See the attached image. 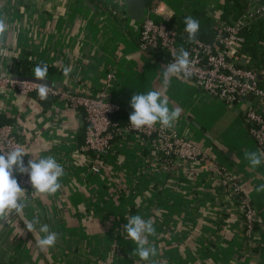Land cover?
Wrapping results in <instances>:
<instances>
[{
    "label": "crops",
    "instance_id": "crops-1",
    "mask_svg": "<svg viewBox=\"0 0 264 264\" xmlns=\"http://www.w3.org/2000/svg\"><path fill=\"white\" fill-rule=\"evenodd\" d=\"M251 1V0H250ZM225 0H147L159 20L200 11L220 22ZM257 2H250L255 8ZM155 7V8H154ZM154 8V9H152ZM125 0H0V72L9 68L47 78L79 96L118 104L113 120L120 131L109 154L97 158L82 148L87 121L68 100L0 90V123L13 124L28 159L54 156L64 168L55 194L24 189L26 207L0 226V261L6 264H264V163L253 168L246 152H264L245 121L250 101L228 104L183 75L163 80L167 57L139 48L141 20ZM144 15V16H145ZM29 61L23 72L22 60ZM71 67L65 77L63 69ZM112 74V78L109 77ZM159 89L169 107L182 109L172 131L196 143L203 160L165 158L146 135L127 131L134 93ZM159 124V123H157ZM99 166V171L93 169ZM218 169L237 180L257 209L255 232H246L239 200L222 184ZM16 178L18 173L15 174ZM151 219L148 236L157 254L143 261L124 231L125 217ZM39 217L59 234L41 250Z\"/></svg>",
    "mask_w": 264,
    "mask_h": 264
},
{
    "label": "built area",
    "instance_id": "built-area-1",
    "mask_svg": "<svg viewBox=\"0 0 264 264\" xmlns=\"http://www.w3.org/2000/svg\"><path fill=\"white\" fill-rule=\"evenodd\" d=\"M250 2H257L258 5L255 8H250L249 3L245 12L232 24L217 23L212 42L195 39L183 46L179 40L181 33L176 26L171 25L169 21L155 18L154 11L149 10L141 20L138 45L145 52L156 50L166 54L167 65L174 62L175 55L183 47L190 54V70L193 75L189 78L193 79L197 86L228 104L249 100L250 105L246 110L245 121L251 136L264 151V68L257 71L246 67L242 63V59L245 57L239 53L244 42L241 30L253 21L264 17V0H251ZM259 74L262 76L261 79L258 77ZM16 76L21 75L18 72H13L10 67L2 70L0 72V90H12L23 95H33L42 100L38 95V89L47 86L49 88L47 98L68 100L73 106L83 110L87 128L82 148L92 152L97 158H102L110 153L115 137L120 133L113 120V114L119 110L120 106L107 99L106 92H103L99 98L79 96L58 86L21 80ZM109 77L112 78V74H109ZM249 95H252L251 99H248ZM126 130L146 135L152 146L165 158L186 159L194 162L205 159L206 155L196 143L179 136L167 126L155 124L151 128L144 127L137 130L129 123ZM15 146L24 148L23 142L16 134L14 125L0 124V151L7 152ZM24 159L27 163L28 157L25 156ZM93 169L99 171L100 168L96 164ZM218 175L222 184L228 186L233 199L239 200L246 232L254 233L258 216L257 209L243 195L242 186L229 172L218 169ZM17 179L20 185L36 193L26 174L18 173Z\"/></svg>",
    "mask_w": 264,
    "mask_h": 264
},
{
    "label": "clouds",
    "instance_id": "clouds-1",
    "mask_svg": "<svg viewBox=\"0 0 264 264\" xmlns=\"http://www.w3.org/2000/svg\"><path fill=\"white\" fill-rule=\"evenodd\" d=\"M183 23L185 25L184 32L187 33L189 40L195 39L200 27V22L193 16H185ZM7 24L4 19H0V34L5 33ZM189 52L183 47L180 48L175 60L169 63L163 69V80L165 83L169 81L171 76L183 74L185 78L193 75L190 70L191 61ZM48 66L37 65L34 68L35 78L37 80L46 81ZM71 72V67H65L63 74L67 77ZM49 88L42 86L38 89V95L41 99H46ZM169 99L159 89L149 90L146 93H134L131 96V108L133 112L130 114L129 123L134 129H142L144 127H153L159 123L162 126L172 127L177 121L182 109L180 107H169ZM28 153L21 146H15L7 152L0 151V226L7 222L10 213H20L25 207L26 202L23 198L24 189L20 186L17 173L26 174L36 193L39 194H55L61 189L60 178L64 175L63 166L54 156L41 157L39 159L30 158L25 163L24 157ZM245 158L251 167L264 163V152H246ZM258 192H264V184L256 189ZM127 223L124 226L128 238L136 245L133 254L138 255L143 261H149L157 254L154 245H149L148 236L155 235L154 223L151 219H144L141 215L136 214L131 217H125ZM39 225V231L43 233V237L37 239L36 244L41 250L54 247L58 241L59 234L50 229L46 223L41 224L39 217H35L31 222H26V229L34 232L36 226Z\"/></svg>",
    "mask_w": 264,
    "mask_h": 264
},
{
    "label": "trees",
    "instance_id": "trees-1",
    "mask_svg": "<svg viewBox=\"0 0 264 264\" xmlns=\"http://www.w3.org/2000/svg\"><path fill=\"white\" fill-rule=\"evenodd\" d=\"M148 1L152 2V0ZM249 3L250 0H225L221 7L220 23L226 25L235 22V20L248 8ZM191 16L198 19L200 22V27L195 39L212 42L216 32L215 28L217 26V22L214 18L200 11H193ZM184 17L185 16L172 18L170 20V24L176 26L181 33L179 40L181 41L182 46L192 41L187 38V33L184 32ZM241 34L244 37V42L239 53L242 57L247 59L245 66L261 71L264 68V17L253 21L249 26H245L241 30ZM22 64L24 72L29 68L30 63L24 59L22 60ZM0 264L6 263L0 261Z\"/></svg>",
    "mask_w": 264,
    "mask_h": 264
},
{
    "label": "water",
    "instance_id": "water-1",
    "mask_svg": "<svg viewBox=\"0 0 264 264\" xmlns=\"http://www.w3.org/2000/svg\"><path fill=\"white\" fill-rule=\"evenodd\" d=\"M126 4L128 5V9L127 11L129 12V14L137 19L140 20L144 17L145 15V11L147 9V0H125ZM247 62L246 58L242 59V63L245 65ZM259 79H261V74H259ZM17 79H21V80H31V81H36V82H40V83H44L47 85H54V86H59L60 84L58 82H54L53 80L49 79L46 77V81H41V80H37L35 78V76L32 75H26V76H16ZM252 95L248 96V99H251Z\"/></svg>",
    "mask_w": 264,
    "mask_h": 264
},
{
    "label": "rangeland",
    "instance_id": "rangeland-1",
    "mask_svg": "<svg viewBox=\"0 0 264 264\" xmlns=\"http://www.w3.org/2000/svg\"><path fill=\"white\" fill-rule=\"evenodd\" d=\"M155 17V16H154ZM156 18V17H155Z\"/></svg>",
    "mask_w": 264,
    "mask_h": 264
}]
</instances>
